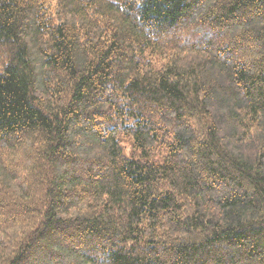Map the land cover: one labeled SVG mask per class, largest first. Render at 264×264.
I'll return each instance as SVG.
<instances>
[{
  "label": "trees",
  "instance_id": "16d2710c",
  "mask_svg": "<svg viewBox=\"0 0 264 264\" xmlns=\"http://www.w3.org/2000/svg\"><path fill=\"white\" fill-rule=\"evenodd\" d=\"M0 264H264V0H0Z\"/></svg>",
  "mask_w": 264,
  "mask_h": 264
}]
</instances>
